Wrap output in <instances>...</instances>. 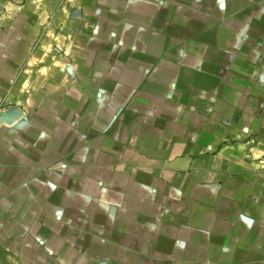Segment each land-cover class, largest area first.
Segmentation results:
<instances>
[{
  "label": "crops",
  "instance_id": "crops-1",
  "mask_svg": "<svg viewBox=\"0 0 264 264\" xmlns=\"http://www.w3.org/2000/svg\"><path fill=\"white\" fill-rule=\"evenodd\" d=\"M0 264H264V0H0Z\"/></svg>",
  "mask_w": 264,
  "mask_h": 264
}]
</instances>
